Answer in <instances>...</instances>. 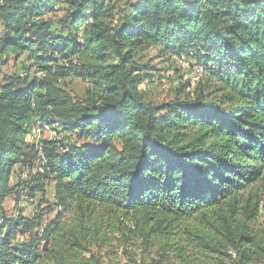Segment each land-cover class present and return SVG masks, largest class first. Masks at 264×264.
<instances>
[{
    "label": "trees",
    "instance_id": "1",
    "mask_svg": "<svg viewBox=\"0 0 264 264\" xmlns=\"http://www.w3.org/2000/svg\"><path fill=\"white\" fill-rule=\"evenodd\" d=\"M152 49L204 68L195 99H144ZM260 184L264 0H0V264H102L118 234L182 264H264ZM38 193L45 209L7 216Z\"/></svg>",
    "mask_w": 264,
    "mask_h": 264
},
{
    "label": "rangeland",
    "instance_id": "2",
    "mask_svg": "<svg viewBox=\"0 0 264 264\" xmlns=\"http://www.w3.org/2000/svg\"><path fill=\"white\" fill-rule=\"evenodd\" d=\"M61 16L62 14H58V17ZM25 60L26 57H22L18 62L11 61L4 71L8 74L21 72L22 63ZM143 61L154 67V71L150 72L153 78L140 86L142 95L147 102L162 104L178 99L196 98L194 91L199 79L204 75L203 67H194L190 61L182 58L170 55L164 56L157 49L150 50ZM24 65L28 66L26 63ZM66 87L75 97H83L87 90V84L80 79L68 80ZM57 137L58 135L53 128L45 127L36 130L29 140L39 145L42 141L53 140ZM36 166L34 170L25 172H22L20 168H16V174L11 182L13 186L17 187V191L20 190L25 193V181L30 182L42 175L43 171L40 168L42 166L39 164ZM40 180L43 181L42 178ZM256 189L264 194L263 184H260ZM46 199L51 202V198L46 197ZM42 201L43 196L41 193H38L33 199L22 196L20 201L14 195L7 199L4 209L9 217H16L19 212H23L25 216H31L37 207L41 209L47 207V204H42ZM53 216L54 214L46 215V219L53 218ZM112 222L118 225L116 219H113ZM129 225L131 224L129 223ZM256 226L264 231V196ZM128 236L129 234H127ZM169 249L170 246H166L161 238L149 241L142 238L127 240L121 234H118L113 239L111 246L99 248L96 252L103 256L102 264H182Z\"/></svg>",
    "mask_w": 264,
    "mask_h": 264
},
{
    "label": "bare ground",
    "instance_id": "3",
    "mask_svg": "<svg viewBox=\"0 0 264 264\" xmlns=\"http://www.w3.org/2000/svg\"><path fill=\"white\" fill-rule=\"evenodd\" d=\"M41 157L42 158H44V156L41 154ZM40 161H41V159H40ZM45 163H47L46 161H45V159H44V162H43V164H45ZM41 164V163H40Z\"/></svg>",
    "mask_w": 264,
    "mask_h": 264
},
{
    "label": "built area",
    "instance_id": "4",
    "mask_svg": "<svg viewBox=\"0 0 264 264\" xmlns=\"http://www.w3.org/2000/svg\"><path fill=\"white\" fill-rule=\"evenodd\" d=\"M40 157H41V155H40ZM41 161L44 162V158L41 157Z\"/></svg>",
    "mask_w": 264,
    "mask_h": 264
}]
</instances>
